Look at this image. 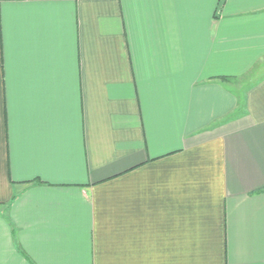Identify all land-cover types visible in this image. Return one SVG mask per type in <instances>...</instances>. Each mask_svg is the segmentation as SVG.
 <instances>
[{
  "label": "crops",
  "instance_id": "0c3cea01",
  "mask_svg": "<svg viewBox=\"0 0 264 264\" xmlns=\"http://www.w3.org/2000/svg\"><path fill=\"white\" fill-rule=\"evenodd\" d=\"M0 264H264V0H0Z\"/></svg>",
  "mask_w": 264,
  "mask_h": 264
},
{
  "label": "rangeland",
  "instance_id": "374dc122",
  "mask_svg": "<svg viewBox=\"0 0 264 264\" xmlns=\"http://www.w3.org/2000/svg\"><path fill=\"white\" fill-rule=\"evenodd\" d=\"M248 82H249V78L232 80V82H230L240 92L241 100H243L245 88H246V85H248ZM240 111H242V110H240Z\"/></svg>",
  "mask_w": 264,
  "mask_h": 264
}]
</instances>
